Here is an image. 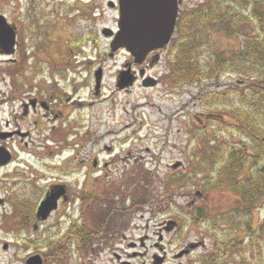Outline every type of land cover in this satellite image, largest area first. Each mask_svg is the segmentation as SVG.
Listing matches in <instances>:
<instances>
[{
    "label": "flooded vegetation",
    "instance_id": "af4514ba",
    "mask_svg": "<svg viewBox=\"0 0 264 264\" xmlns=\"http://www.w3.org/2000/svg\"><path fill=\"white\" fill-rule=\"evenodd\" d=\"M40 1L25 0L17 19L0 5V231L24 233L22 264L32 257L41 264H194L201 255L192 253L207 246L208 233L191 241L183 239L184 231L198 225V202L205 196L188 195L182 217L171 213L168 194L174 189L165 187L162 205L168 208L152 240L136 233L134 219L143 209L156 212L153 196L141 201L125 194L118 174H132L133 180L138 172L156 171L151 164L158 161L147 144L135 140L136 130L123 132L132 121L120 128L115 123L126 114L118 96L135 88L159 89L169 100L188 95V85L173 77L179 15L163 47L135 54L124 46L112 49L120 31L119 0H66L71 5L65 14L76 21L60 26L63 37H51L56 24L39 21ZM179 2L180 7L184 0ZM210 83L194 85L190 100H176L172 116L184 112L190 123L176 128V136L220 142L225 115L215 110L220 101ZM172 116L165 117L168 126ZM109 117L113 130L98 134ZM183 163L176 158L164 172L186 169ZM49 200L51 207L40 209Z\"/></svg>",
    "mask_w": 264,
    "mask_h": 264
},
{
    "label": "trees",
    "instance_id": "16d2710c",
    "mask_svg": "<svg viewBox=\"0 0 264 264\" xmlns=\"http://www.w3.org/2000/svg\"><path fill=\"white\" fill-rule=\"evenodd\" d=\"M249 24L255 34L238 32L240 26ZM177 31L172 46L180 56L173 66L180 83L209 81L211 86L221 87L218 78L226 73L238 74L246 82L234 84L233 92L218 89L215 93H220V98L216 95L222 101L219 105L235 125L222 124L226 133L221 134L220 142L203 145L202 172L209 171V189L232 191L238 199L224 212L205 214L211 224L206 233L211 231L212 247L194 264H264V213L259 212L264 206V0L202 3L179 14ZM214 33L240 37L241 46L235 51L214 50L200 55L201 48L208 47L205 39ZM247 168L250 174L243 178ZM172 179L167 189L184 181ZM255 212L259 213L252 225ZM238 230L243 231L242 237L237 236Z\"/></svg>",
    "mask_w": 264,
    "mask_h": 264
},
{
    "label": "rangeland",
    "instance_id": "374dc122",
    "mask_svg": "<svg viewBox=\"0 0 264 264\" xmlns=\"http://www.w3.org/2000/svg\"><path fill=\"white\" fill-rule=\"evenodd\" d=\"M11 1L13 2V5L16 6L15 10L11 9ZM24 1L25 0H0V5L4 4L3 9L9 15V17L17 19L24 12L23 10H25ZM210 1L214 0H184V2H182L183 4L179 7V12L182 13L184 11H191L192 9L196 8L197 5H200L202 3H210ZM40 4L42 15L40 16L39 21H43V24L45 22V24L50 27H52L53 24H56L54 26V32L51 37H56L57 34L63 37L60 26L62 24H66V21H70L72 22V24L74 23V21H76L72 13L69 12V15L65 14V8H69L71 3L67 2L66 0H41ZM58 5L60 6L59 8ZM52 9L59 10V12L57 14H54L52 12ZM238 32L251 34L256 33L254 31V27L250 24L247 26H240L238 28ZM205 41L208 42V47H206L207 45L203 46L201 48L200 55L203 52V54L207 55L208 51L214 50L235 51L241 46L240 37H228L222 33L211 34V36L208 39H205ZM100 47V49H103L105 48V45L102 44ZM172 51L176 53V51ZM218 80L221 83V87L216 85H213V87H211V90L215 91V93L216 91H218V89L220 90V92H225L227 89L233 92V90L236 88L234 84L242 86L246 83H243L244 79H242L238 74L235 73H226L220 79L218 78ZM178 83L180 82L178 81ZM206 83L207 82L203 81L202 84L205 85ZM107 84H109V82ZM187 85L188 86L186 90L189 91L188 95H182V97H180L181 99L177 97L169 100V97L165 98V96L162 92H160L159 89L143 90L139 88H135L129 96H118L117 98V101L120 104H123L126 108V114H123V112L122 114H118V121L116 120L117 122L115 121V123L120 128L123 127V124H128V122L132 121L133 124L123 132L127 134L128 132L130 133V131L136 130L135 140L140 138V141H142L141 143L147 144L148 148L151 149L152 152L156 153V157H158V161L156 163L152 162L151 164V171H156L138 172L136 173L133 180L132 174L122 172L118 173L121 177V181H123L125 184V194L128 191L130 192L131 196L137 197L141 199V201H146L150 193L151 196H153V203L151 205V208L153 212H156H150L148 214L143 209L140 214L141 217L139 219H134V224H138L137 226H139V229L136 233H138V235L149 234L152 240L154 239V237H152V234H154V232L156 231L157 224L162 220V218L166 216L164 213L168 206L171 207V213H173L174 215L181 214L182 217H185V213H183L185 209L184 203L187 200L190 201V199H188L187 197L190 194L199 192L201 193L200 195L203 194V196H205V199L198 202V205L201 207L200 212L203 214V216H199V221H197L198 225L191 227L190 225L187 226L185 230H192L191 232H188V235L186 234L187 231H184L183 239H188L191 241L196 239V237L199 236L200 233H206L210 228V221L206 220L205 214L215 215L216 213L224 212L225 210L230 209L236 203V199H238V197L236 196L237 194L233 193L232 191L212 190L206 186L209 179V171L205 169L204 172H202V169L205 168V164L203 162V160L205 159L203 145L206 146L207 144L209 146L210 141L208 140V138H188V140L186 141L184 136H176V128H180L182 126H190V123L186 118V113L181 112L175 114V117L172 116V114H174V107L179 104H176V100L180 102L188 101L191 98L189 96H191L192 93L195 94V92L197 91L196 86H191L189 84ZM219 95L220 93L217 95L220 98ZM219 101L222 103L221 100ZM220 105H218V109H215L216 112H220L221 114L226 115V113L222 109V106ZM187 111H192V109L189 108V110ZM171 116L173 120L170 121V126H168L169 122H166L165 117L171 118ZM107 120V122L104 120V126H101L99 130L96 131L98 134H101V132H104L106 130H113L112 118L109 117ZM231 121L234 122L232 118L226 115L224 121H222L221 123V129L225 128L222 124H224V126L227 125L228 127L230 126ZM140 125L141 129H139ZM165 126H167V128H165ZM168 127L170 128L169 131L166 130L168 129ZM128 146L129 145H126V147ZM132 151L134 152L133 149ZM135 151H137L136 148ZM180 157L184 159L183 165H186V169L182 168L178 170H170L169 173H165V164ZM146 159L150 160V158L148 157H146ZM124 176L125 180L123 179ZM174 177L184 178V181L183 183L177 184L174 187L172 195L168 194V196L172 198V200L169 202L170 204L168 206L162 205V203L164 202L163 198L165 197L164 192L167 189H165V181H174L172 179ZM126 181L129 182L128 184L130 186H133L132 190L128 189V184L126 185L125 183ZM167 190L169 191L171 189ZM263 208L264 206L261 207L262 210L259 211L260 215L264 213ZM259 212L254 213L252 225L255 224V219L258 216ZM183 219L185 220V218ZM242 232L243 231L238 230L237 236L242 237ZM210 233H208L207 240L205 242L207 246L203 250L200 249L192 253L194 254V257L196 255H203L206 250L211 249L212 241L209 239ZM20 234L21 235H17L13 233L12 235H8L6 234V232L0 231V264H22L21 260L24 254V252L22 251V245L25 237L24 233ZM31 239L34 238L32 237ZM167 242L168 239L166 241V244ZM5 244H8L7 249L3 248Z\"/></svg>",
    "mask_w": 264,
    "mask_h": 264
},
{
    "label": "water",
    "instance_id": "95a60500",
    "mask_svg": "<svg viewBox=\"0 0 264 264\" xmlns=\"http://www.w3.org/2000/svg\"><path fill=\"white\" fill-rule=\"evenodd\" d=\"M179 0H119L120 31L112 42V49L124 46L135 54L163 47L174 29ZM180 165H172L175 169ZM51 207L50 200L40 209ZM6 249V245L3 247ZM30 264H41L36 257Z\"/></svg>",
    "mask_w": 264,
    "mask_h": 264
}]
</instances>
